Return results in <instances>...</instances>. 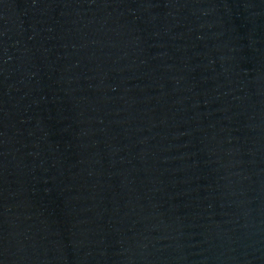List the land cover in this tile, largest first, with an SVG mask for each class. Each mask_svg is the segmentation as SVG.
I'll list each match as a JSON object with an SVG mask.
<instances>
[{
  "label": "water",
  "instance_id": "1",
  "mask_svg": "<svg viewBox=\"0 0 264 264\" xmlns=\"http://www.w3.org/2000/svg\"><path fill=\"white\" fill-rule=\"evenodd\" d=\"M0 264H264V0H0Z\"/></svg>",
  "mask_w": 264,
  "mask_h": 264
}]
</instances>
